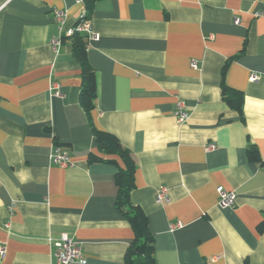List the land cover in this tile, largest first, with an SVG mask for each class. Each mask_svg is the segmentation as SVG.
I'll return each mask as SVG.
<instances>
[{
  "label": "crops",
  "instance_id": "1",
  "mask_svg": "<svg viewBox=\"0 0 264 264\" xmlns=\"http://www.w3.org/2000/svg\"><path fill=\"white\" fill-rule=\"evenodd\" d=\"M55 9L67 28L87 14L97 35L89 114L70 41L51 48ZM222 87L243 94V121ZM93 128L134 159L130 201L156 264H264V0H0V264H55L50 242L62 235L86 264H123L134 235L115 205L117 167L87 162L106 157ZM55 142L71 166L50 163ZM160 188L168 203L156 202ZM217 188L235 194L232 207L218 206Z\"/></svg>",
  "mask_w": 264,
  "mask_h": 264
},
{
  "label": "trees",
  "instance_id": "2",
  "mask_svg": "<svg viewBox=\"0 0 264 264\" xmlns=\"http://www.w3.org/2000/svg\"><path fill=\"white\" fill-rule=\"evenodd\" d=\"M86 1L87 0H84V3ZM93 1L95 0H92V2ZM86 10L87 12L90 11L88 5H86ZM85 18L88 20L87 14ZM66 40L70 41L73 59L80 65L81 85L79 103L84 112L89 114L94 107V100L96 99V82L94 72L87 59V38L80 34L61 38L62 42ZM225 68L226 65L223 66L222 73L225 71ZM221 97L226 106L236 111L243 121V94L235 93L228 90L226 87H222ZM92 134L97 151L106 157L103 158L94 153H89L87 162L90 164L107 163L117 167L115 182L118 193L115 205L130 225L134 235L133 242L128 246L125 252L123 264H156L154 259L153 238L148 231L147 217L139 207L134 206L130 201V192L134 188V159L130 152L121 146L115 136L107 132L95 130L94 128ZM55 145H57L56 142ZM246 156L251 162L260 161L258 151L253 146H248L246 148Z\"/></svg>",
  "mask_w": 264,
  "mask_h": 264
},
{
  "label": "built area",
  "instance_id": "3",
  "mask_svg": "<svg viewBox=\"0 0 264 264\" xmlns=\"http://www.w3.org/2000/svg\"><path fill=\"white\" fill-rule=\"evenodd\" d=\"M75 3H82L84 0H73ZM53 17L58 26L59 37L57 39L51 40V48L54 53L58 52V49L61 45V38L70 37L74 34H80L87 38V41H92L97 39V35L92 33L91 26L89 21L85 18V15L79 20L80 22L72 27L67 28V16L64 10H53ZM235 24L238 23L236 19ZM192 67L196 68V63H192ZM258 80V76L252 74L249 78L250 82H256ZM50 91L53 96H59V87L56 83L52 82L50 84ZM187 112L185 109V105L183 101H178L175 105L173 111V117L178 124H182L187 119ZM215 146L210 144L206 146V150H213ZM49 160L51 164L57 165L62 168H66L72 165L69 160V153L64 147L53 145L52 151L49 156ZM167 190L165 188H160L156 196V202L160 203H168L169 200L166 196ZM218 195V206L220 208H230L234 205L236 196L233 192H228L222 188H217L216 190ZM180 224H171L169 226L170 231H174L177 228H180ZM52 257L55 261V264H86V260L83 257L82 249L78 243H76L73 239L67 237L66 235H62L58 240L50 242ZM5 255L4 246H0V258H3Z\"/></svg>",
  "mask_w": 264,
  "mask_h": 264
}]
</instances>
